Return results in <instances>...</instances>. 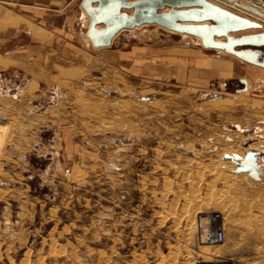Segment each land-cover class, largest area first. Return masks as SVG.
I'll list each match as a JSON object with an SVG mask.
<instances>
[{
  "label": "rangeland",
  "instance_id": "1",
  "mask_svg": "<svg viewBox=\"0 0 264 264\" xmlns=\"http://www.w3.org/2000/svg\"><path fill=\"white\" fill-rule=\"evenodd\" d=\"M71 48L37 78L0 71V264H264V174L223 157L252 149L264 172L263 67L201 49L192 72L197 46L155 26L115 40L128 58ZM215 212L209 247L197 223Z\"/></svg>",
  "mask_w": 264,
  "mask_h": 264
},
{
  "label": "water",
  "instance_id": "2",
  "mask_svg": "<svg viewBox=\"0 0 264 264\" xmlns=\"http://www.w3.org/2000/svg\"><path fill=\"white\" fill-rule=\"evenodd\" d=\"M238 1V2H237ZM81 0L80 7L89 18L86 37L94 48L107 47L123 29L129 30L144 23H155L167 30L186 33L201 40L206 49L224 51L249 64L264 68V8L258 3L264 0ZM227 3H234L243 9L231 11ZM218 4L222 5L219 6ZM223 5L225 7H223ZM165 6L169 10L157 13ZM133 8L131 14L121 11ZM251 12L258 16L254 20L246 18ZM189 22V23H186ZM101 25L100 27H98ZM247 29L256 32L235 36ZM246 89V80L240 79ZM257 151L248 150L243 156L225 153L224 158L234 164V172H247L253 179H259L262 171L257 163ZM264 161V157H260Z\"/></svg>",
  "mask_w": 264,
  "mask_h": 264
},
{
  "label": "crops",
  "instance_id": "3",
  "mask_svg": "<svg viewBox=\"0 0 264 264\" xmlns=\"http://www.w3.org/2000/svg\"><path fill=\"white\" fill-rule=\"evenodd\" d=\"M133 1L128 0V2ZM80 2L81 0H0V42H7L3 43V52L0 53V71H6L4 67H14L24 73H32L34 78L40 77L39 64L38 61L36 62L37 58L66 57L72 54L73 50L71 47H74L75 51H82L91 47L101 51V53L113 60L128 58V54L117 53L118 50L111 49V47L119 36L145 26H155L157 29L176 34L184 42H191L193 46H197L196 50L193 49L189 53L192 57L195 55V60L192 58L190 61L192 63V72H194L192 70L194 68L196 71L199 70L200 59L208 64V59L200 58L201 49L214 51L201 46L198 37L186 33H176L155 23H144L129 30L123 29L113 38L109 46L94 48L85 35L89 25V18L81 9ZM168 10L169 7L165 6L163 9L158 10L157 13H164ZM121 11L131 14L133 8L122 9ZM13 41L15 42L14 47L10 44ZM72 41L77 43L73 46ZM56 43H59L60 47H57ZM26 58H33V61L29 62ZM244 63L249 64L247 62ZM54 65H56L55 59L50 62L49 66L52 67ZM78 66L82 67V65ZM209 69L214 75L217 74L219 76H227L232 73V69L226 64L214 63ZM16 73L18 74L17 71ZM9 98L16 102L20 101L17 93L10 94Z\"/></svg>",
  "mask_w": 264,
  "mask_h": 264
},
{
  "label": "built area",
  "instance_id": "4",
  "mask_svg": "<svg viewBox=\"0 0 264 264\" xmlns=\"http://www.w3.org/2000/svg\"><path fill=\"white\" fill-rule=\"evenodd\" d=\"M259 5L264 8L263 3H258ZM228 8L231 11H235L234 6H229ZM247 12V11H246ZM249 15H244L246 18L250 20H254L255 17L258 18L257 15L247 12ZM262 27L264 29V24H262ZM205 222L202 223L200 220L197 223V226L200 229V238L204 245L212 247V246H218L225 243V230L223 226V221H221V216L219 213H211L206 216ZM191 264H242L238 260H233L228 256H210L208 259H203L202 257H197L191 260Z\"/></svg>",
  "mask_w": 264,
  "mask_h": 264
},
{
  "label": "bare ground",
  "instance_id": "5",
  "mask_svg": "<svg viewBox=\"0 0 264 264\" xmlns=\"http://www.w3.org/2000/svg\"><path fill=\"white\" fill-rule=\"evenodd\" d=\"M235 1H237V0H235ZM238 2V1H237ZM224 4H227L228 6H234V7H236V8H239V9H243V8H241V7H238V6H236L234 3H227V2H223ZM239 4H241L242 6H247V3L244 1V0H240L239 1ZM219 6H222V5H220V4H218ZM223 7H225L224 5H223ZM255 31H257V30H243V31H240V32H237V33H233V35H235V36H238V35H242V34H248V33H250V32H255ZM177 33V32H176ZM116 37V36H115ZM200 40V39H199ZM200 44H201V40H200ZM202 45V44H201ZM206 49V48H205ZM210 50H213V49H210ZM217 52H224V51H217ZM224 53H226V52H224ZM228 54V53H227ZM237 58V57H236ZM239 59V58H238ZM240 60V59H239ZM242 61V60H241ZM247 90V82H246V89L244 90V91H246ZM2 125V124H1ZM254 146V145H253ZM229 147V146H228ZM230 147H232V146H230ZM251 147V146H250ZM255 147V146H254ZM228 150L229 149H224V151H222V152H228ZM252 150V149H251ZM231 153H233V151H231ZM231 153H228V154H231ZM236 153V152H235ZM239 153H241V152H239ZM240 155H242V154H240ZM222 156V155H221ZM232 164H233V166H234V163L230 160V159H228ZM228 166H230L229 167V169L231 168V165L229 164ZM261 168V167H260ZM262 169V168H261ZM233 170H234V168H233ZM232 170V171H233ZM260 170V169H259ZM235 173V172H234ZM221 178H224V176L223 177H221ZM224 180V179H223ZM213 256H216V255H213Z\"/></svg>",
  "mask_w": 264,
  "mask_h": 264
}]
</instances>
